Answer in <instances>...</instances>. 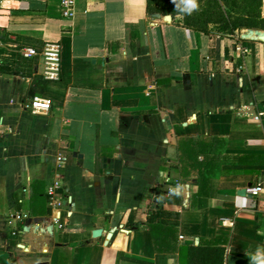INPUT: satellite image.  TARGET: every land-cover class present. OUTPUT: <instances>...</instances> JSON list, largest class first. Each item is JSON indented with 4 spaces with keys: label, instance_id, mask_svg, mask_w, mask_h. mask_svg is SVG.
Instances as JSON below:
<instances>
[{
    "label": "crops",
    "instance_id": "1",
    "mask_svg": "<svg viewBox=\"0 0 264 264\" xmlns=\"http://www.w3.org/2000/svg\"><path fill=\"white\" fill-rule=\"evenodd\" d=\"M166 16L147 0H76L72 20L60 0L0 1V264H250L264 246V28ZM48 42L58 81L38 57L4 66ZM34 96L47 113L23 108Z\"/></svg>",
    "mask_w": 264,
    "mask_h": 264
},
{
    "label": "trees",
    "instance_id": "2",
    "mask_svg": "<svg viewBox=\"0 0 264 264\" xmlns=\"http://www.w3.org/2000/svg\"><path fill=\"white\" fill-rule=\"evenodd\" d=\"M196 2L198 4L196 10L202 13L213 10L212 14L188 16L180 11L183 7L182 0H147V12L181 15L186 28L204 33L208 31V24H213L214 29L221 34H233L243 28H264V20L260 18L261 0H196Z\"/></svg>",
    "mask_w": 264,
    "mask_h": 264
},
{
    "label": "built area",
    "instance_id": "3",
    "mask_svg": "<svg viewBox=\"0 0 264 264\" xmlns=\"http://www.w3.org/2000/svg\"><path fill=\"white\" fill-rule=\"evenodd\" d=\"M6 1V0H0ZM75 4L76 0H60V10L61 15L65 19L72 20L75 16ZM3 44L0 40V48H2ZM21 57L29 59L33 57H38L42 62V78L48 82L58 81L60 79V65H61V45L57 42H48L45 43L40 51L30 48L23 47L15 50ZM23 108L33 115L45 114L51 108V102L48 99L34 96L29 101L25 102ZM253 120L256 122L264 121V111H258L253 115ZM57 163L62 162V157L58 156L56 158ZM61 183L58 180H54L46 189V197L48 199V203L53 209H60L62 206V201L58 198V191L61 189ZM262 189L260 187H248L244 189V193L250 196H257L261 193ZM21 216L19 214L13 215L9 221H7V225L11 230V235H16L15 223L16 221L21 220ZM58 218L54 219V223H59ZM222 221H227V219H222ZM182 239V237H180Z\"/></svg>",
    "mask_w": 264,
    "mask_h": 264
},
{
    "label": "clouds",
    "instance_id": "4",
    "mask_svg": "<svg viewBox=\"0 0 264 264\" xmlns=\"http://www.w3.org/2000/svg\"><path fill=\"white\" fill-rule=\"evenodd\" d=\"M183 7L180 11L191 14L198 8L196 0H182ZM260 234H264V229L260 230ZM250 264H264V246H258L250 256Z\"/></svg>",
    "mask_w": 264,
    "mask_h": 264
},
{
    "label": "rangeland",
    "instance_id": "5",
    "mask_svg": "<svg viewBox=\"0 0 264 264\" xmlns=\"http://www.w3.org/2000/svg\"><path fill=\"white\" fill-rule=\"evenodd\" d=\"M215 10V9H214ZM212 11L213 10H209V11H207V12H203V13H206L205 15H209V14H212ZM200 10H195V11H193L191 14H188V16H192V15H201V14H203ZM163 17H165L166 15H168V14H161ZM214 16V15H213ZM181 19V21H183V17H181L180 18ZM211 28H213V30H215L214 29V25L213 24H208V26H207V29H211ZM5 60H3V62L5 61V62H7L8 64H6V63H4V66H7V65H13L14 63L16 64V63H19V61H20V57H19V55H18V53H15V52H12V53H10L8 56H7V58H4ZM13 63V64H12ZM6 64V65H5ZM12 70V69H11Z\"/></svg>",
    "mask_w": 264,
    "mask_h": 264
},
{
    "label": "water",
    "instance_id": "6",
    "mask_svg": "<svg viewBox=\"0 0 264 264\" xmlns=\"http://www.w3.org/2000/svg\"><path fill=\"white\" fill-rule=\"evenodd\" d=\"M165 19H166V20H170V16H166Z\"/></svg>",
    "mask_w": 264,
    "mask_h": 264
}]
</instances>
